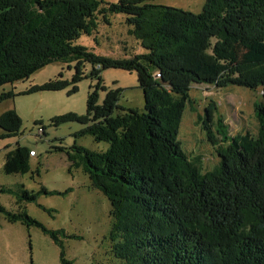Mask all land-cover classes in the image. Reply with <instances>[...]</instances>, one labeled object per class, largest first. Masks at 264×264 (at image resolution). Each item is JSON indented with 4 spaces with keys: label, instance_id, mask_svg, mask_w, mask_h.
I'll list each match as a JSON object with an SVG mask.
<instances>
[{
    "label": "trees",
    "instance_id": "16d2710c",
    "mask_svg": "<svg viewBox=\"0 0 264 264\" xmlns=\"http://www.w3.org/2000/svg\"><path fill=\"white\" fill-rule=\"evenodd\" d=\"M150 1L0 0V87L55 61L76 62L73 81L52 80L26 93L70 86L76 92L80 81L100 79L105 69L136 71L145 111L118 113L120 90H111L101 104L96 90L89 94L85 118L67 114L56 120L89 122L84 132L109 143L105 151L58 150L82 166L91 186L110 200L114 256L120 264H264V101L256 103L257 135L231 136L218 118L224 144L211 171L202 172L179 140L194 85L264 92V0H207L200 13ZM119 13L145 52L115 58L74 44ZM14 96L3 92L0 102ZM216 113V104L206 108L210 138ZM20 126L17 112L6 111L0 137L17 135ZM31 151L18 145L7 152L5 172L28 173ZM0 192L13 193L4 187ZM41 193L54 194L23 189L18 203L23 207ZM1 214L11 223L40 228L61 248L62 264H72L60 239L63 230L0 203Z\"/></svg>",
    "mask_w": 264,
    "mask_h": 264
},
{
    "label": "rangeland",
    "instance_id": "374dc122",
    "mask_svg": "<svg viewBox=\"0 0 264 264\" xmlns=\"http://www.w3.org/2000/svg\"><path fill=\"white\" fill-rule=\"evenodd\" d=\"M116 3L119 0H104ZM155 4L169 5L200 13L207 0H152ZM123 13L101 21L94 35L82 34L75 45L115 58H129L145 52L130 32ZM92 70L84 66L85 73ZM76 62L55 61L28 78L7 83L0 87V94L13 92L14 97L0 102V116L14 109L21 118L20 131L11 137H0V203L8 211L22 210L51 230H63L60 235L67 260L72 264H120L113 254L111 202L98 189L91 186L83 167L72 165L65 147L75 153V146L93 151H105L108 142L96 141L84 132L89 122H57V118L74 114L87 116V102L91 92L98 91L99 103H103L111 90H120L118 113L128 109L145 111L144 91L139 86L138 73L120 68L105 69L101 78L86 77L78 83V91L72 86L61 91L26 93L36 85L63 79L73 81ZM193 103L188 105L182 118L179 140L182 149L198 165L202 172L213 170L220 161L218 149L224 143L218 134V118L228 127L229 135H257L259 121L256 103L264 101L262 88L239 86L218 88L211 85H194L191 90ZM216 104L217 113L211 124V136L204 126L206 108ZM3 131L0 128V135ZM18 145L33 149L30 152V171L26 174H8L4 170L6 154ZM23 189L38 193L45 189L54 194H39L36 201L18 203V193ZM26 206V207H25ZM72 235L75 237H67ZM61 248L53 239L36 226L22 222L11 223L5 214L0 215V264H62Z\"/></svg>",
    "mask_w": 264,
    "mask_h": 264
},
{
    "label": "built area",
    "instance_id": "2783aa9c",
    "mask_svg": "<svg viewBox=\"0 0 264 264\" xmlns=\"http://www.w3.org/2000/svg\"><path fill=\"white\" fill-rule=\"evenodd\" d=\"M31 154H32V155H35V154H36V152H35V151H31Z\"/></svg>",
    "mask_w": 264,
    "mask_h": 264
},
{
    "label": "crops",
    "instance_id": "0c3cea01",
    "mask_svg": "<svg viewBox=\"0 0 264 264\" xmlns=\"http://www.w3.org/2000/svg\"><path fill=\"white\" fill-rule=\"evenodd\" d=\"M37 155V154H36ZM36 155H33V156H36Z\"/></svg>",
    "mask_w": 264,
    "mask_h": 264
}]
</instances>
